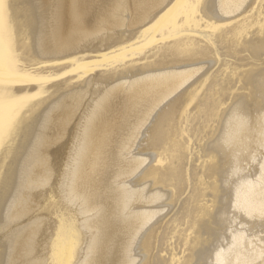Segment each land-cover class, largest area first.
<instances>
[{
    "label": "bare ground",
    "instance_id": "obj_1",
    "mask_svg": "<svg viewBox=\"0 0 264 264\" xmlns=\"http://www.w3.org/2000/svg\"><path fill=\"white\" fill-rule=\"evenodd\" d=\"M171 2L5 0L14 69L48 83L0 149V264H51L57 230L70 264H264V0L142 35Z\"/></svg>",
    "mask_w": 264,
    "mask_h": 264
},
{
    "label": "snow or ice",
    "instance_id": "obj_2",
    "mask_svg": "<svg viewBox=\"0 0 264 264\" xmlns=\"http://www.w3.org/2000/svg\"><path fill=\"white\" fill-rule=\"evenodd\" d=\"M197 7L198 0H172L170 5L159 15L155 23L145 29L142 35L154 33L157 30H168L180 35H197L202 39H207L206 33H215L218 29L227 27L224 24H209L202 18H199ZM255 11L256 9L253 7L243 18H247L248 15H251ZM260 20V27L264 29V10L261 11ZM12 35L13 31L5 0H0V149L5 148L6 144L15 135L16 129L23 119L22 113L25 107L30 101L37 99L35 95L26 92L25 88L29 85L48 83V81L29 74L25 69L19 71L14 69L11 59ZM175 38H177L175 35L168 37L169 40ZM156 42L155 40L152 41V43ZM215 58L217 61L220 59L219 56ZM71 63L76 64L75 61H71ZM89 68L88 64L76 65L75 68L62 75H73L81 71L87 72ZM56 79H61V77L58 76ZM185 140L189 149H191V138L185 137ZM59 242L60 233L57 230L55 241L52 245L51 264H70V261L61 259L58 254L57 245ZM173 264H176L175 260H173Z\"/></svg>",
    "mask_w": 264,
    "mask_h": 264
},
{
    "label": "rangeland",
    "instance_id": "obj_3",
    "mask_svg": "<svg viewBox=\"0 0 264 264\" xmlns=\"http://www.w3.org/2000/svg\"><path fill=\"white\" fill-rule=\"evenodd\" d=\"M33 1H35V0H33ZM59 6H60L61 9H62V6H63V5H62V6L59 5ZM224 143H225L226 146H227L228 144H230L229 140H225ZM227 148H228V147H227ZM228 159H229V158H228ZM230 191H231V189H230ZM21 192H22V191H21ZM228 193H229V192H228ZM19 195H22V194L18 193V196H19ZM19 197H20V196H19ZM23 207H24V205H23ZM10 212H11V211H10ZM10 212H8L7 215L5 216V222H8V220L10 219V217H13V215H14V211H12V212H13L12 215H11L12 212H11V213H10ZM9 215H10V216H9ZM28 216H29V214H27L26 217L24 218V219H27V218H28V220H26V221H22V222H21V225H23L24 223H26V224H24L23 226L25 227V225H26L27 228H28V225L31 224V222H32V218L30 217V219H31V220H30ZM24 219H23V220H24ZM29 220H30V222H29ZM27 221H28V222H27ZM27 224H28V225H27ZM26 227H25V228H26ZM27 228H26V229H27ZM5 233H6V232H5ZM9 235H10V236H9ZM14 235H15V233H12V235L8 233V234H3V237L5 236L4 239H10V237L13 238L12 236H14ZM25 238H26V237H25ZM18 239H19V238H18ZM26 239H27V238H26ZM14 241H17V238H15ZM9 262H10V261H9Z\"/></svg>",
    "mask_w": 264,
    "mask_h": 264
}]
</instances>
